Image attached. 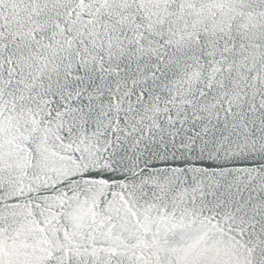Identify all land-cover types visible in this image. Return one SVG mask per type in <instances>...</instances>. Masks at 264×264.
<instances>
[{"label": "snow or ice", "instance_id": "6c2138e0", "mask_svg": "<svg viewBox=\"0 0 264 264\" xmlns=\"http://www.w3.org/2000/svg\"><path fill=\"white\" fill-rule=\"evenodd\" d=\"M0 264H264V0H0Z\"/></svg>", "mask_w": 264, "mask_h": 264}]
</instances>
